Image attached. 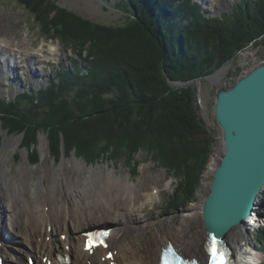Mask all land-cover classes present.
Wrapping results in <instances>:
<instances>
[{
	"label": "trees",
	"instance_id": "trees-1",
	"mask_svg": "<svg viewBox=\"0 0 264 264\" xmlns=\"http://www.w3.org/2000/svg\"><path fill=\"white\" fill-rule=\"evenodd\" d=\"M17 1L84 65L58 70L38 92L0 98V132L22 135L32 164L40 131L56 156L61 136L89 161L120 156L133 161L134 171L138 153L147 152L176 179L169 205L189 203L215 140L198 114L192 84L172 83L202 80L263 42L264 0H241L220 17L206 16L193 0H122L129 14L124 26L94 23L50 0Z\"/></svg>",
	"mask_w": 264,
	"mask_h": 264
},
{
	"label": "bare ground",
	"instance_id": "bare-ground-1",
	"mask_svg": "<svg viewBox=\"0 0 264 264\" xmlns=\"http://www.w3.org/2000/svg\"><path fill=\"white\" fill-rule=\"evenodd\" d=\"M8 19L10 20L9 17ZM11 24L10 21L0 16V79L2 80L6 70L9 72L17 70L19 62L31 64L33 69L38 64L33 57L36 49L29 46V40L17 43L7 37L12 30ZM56 50L58 47L52 44L49 53L43 49L38 51L47 58H55ZM4 66L7 69H2ZM249 72L241 70V75ZM16 76V73H13V76L9 77L14 80ZM195 83L197 84L198 81ZM48 143L50 148V142ZM10 144L14 147L18 146V142L15 143L13 140H10L7 147ZM221 151L220 149L219 157L215 159V162L211 163L213 169L220 160ZM42 154L43 175L36 189L30 182L32 174L29 166L24 164L18 174L9 176L6 167L1 170L4 157L0 159V255L4 257L5 264H26L25 254L35 258L36 264L67 262L75 264H159L162 249L168 245V242H172L190 260L201 259L203 263L208 259L207 236L202 219L206 194L187 211L186 216L194 221L196 231L189 234H182L173 228L169 231H160L157 235L159 252L155 259L150 260L142 252H137L135 241L137 234L148 228V224L146 219H144L145 222L138 214L139 211L137 212L135 205L130 204L132 202L137 204L135 201L137 187L129 180V177L109 174L101 184L100 194L94 198H88L81 190L77 175L85 176V182L89 183L97 180L96 171L91 170L90 177L88 174L85 175L86 165L75 155L76 157L72 160L62 161L61 170L56 175L53 173L52 160L45 162L50 153L46 151L44 142ZM70 166L74 172L78 173L75 174V178L68 176ZM100 172L103 173V170ZM210 173L211 171L208 175L211 180ZM33 190H36L37 201L33 199ZM154 191L157 195L154 193L146 195L147 203L148 201L153 203L158 199L159 191ZM143 204L145 205L144 201ZM260 221H264V189L252 215L232 228L227 233L226 240L222 239V245L231 251L236 264H258L260 259L258 251L252 246L241 245L239 241L242 235L250 234L252 228ZM108 224L113 225L110 230L108 250L99 248L92 254L85 251L86 230ZM13 240L15 247L10 245ZM20 245L23 248H19ZM109 252L113 253L111 259L106 258L103 261L102 258L106 257Z\"/></svg>",
	"mask_w": 264,
	"mask_h": 264
},
{
	"label": "rangeland",
	"instance_id": "rangeland-1",
	"mask_svg": "<svg viewBox=\"0 0 264 264\" xmlns=\"http://www.w3.org/2000/svg\"><path fill=\"white\" fill-rule=\"evenodd\" d=\"M50 1L75 14L88 18L97 24L107 26H124L129 18V14L126 13L125 8L121 4L122 0ZM193 1L200 3L202 11L206 16L220 17L227 12H231L234 4L240 2L241 0ZM43 9L46 13H49L52 7L48 4ZM0 16L12 23L11 33L9 32L7 37L12 38V40L17 43L29 40V46L36 49L33 57H35L38 63L33 69L31 64H22L19 62L17 64V70L14 72L6 70V73L3 75L4 79H0L1 99H14L20 94H24L27 91V88H32L34 93L38 92L42 89V87H47V85H49L50 80L58 70L66 68L70 69L73 63L77 61L79 66L84 65L83 61L79 59L78 52H76L75 49H69L68 45L61 41V39L56 35V32H47L44 30V27L40 28L38 24L39 22L34 20L31 14L23 9L17 0H0ZM52 44L58 47V50H56L55 53V58H47L44 54L38 51L39 49H43L45 52L49 53ZM261 64H264V41L255 45L251 44L245 48L244 51L237 53L235 58L223 64V66L215 70L212 74L202 80H198L197 84L194 82L191 83L193 89L196 91L198 114L206 129L214 137L215 143L210 162L201 176L199 188L195 191L193 199L185 205L181 204L179 207L169 205L168 200H170V196L173 195L174 190L176 189V179L168 174L166 168H164L161 163L152 160L147 152L141 151L138 153L136 159L140 161V165L138 168L136 166L137 170L134 171L133 168H135V164L133 161L126 160L124 158L120 159V156L114 159H107L99 154L96 156H100L99 158L94 161H89L87 158L82 157L76 149L70 151V148H68L69 146L66 145L63 136H61L60 140L62 144V153L61 156H56V154H54V150L51 148V145L49 148L48 142H50V140L43 131H40L36 138L37 142L35 143V154L37 156V160L34 159L33 164L31 161L32 159L30 160V151L28 150V147L21 146L22 140L24 139L22 135L14 136L8 134L7 131H1L0 159L4 157L2 159L4 164L2 165L1 170L6 167L7 174H9V176H14L18 174L21 167L26 164L30 167L32 174V178L30 179L31 185L34 189H36L38 187L39 179L43 175L42 171L44 169V159L42 154V144L44 142L46 151L50 153L49 157H46L45 162L52 160V167L54 169L53 173L56 175L61 170V163L63 160H72L76 156L78 160L82 161L86 165V169L84 170L85 175L88 174L90 177V171H96L95 178L97 180L87 183L85 182V176L74 172L71 166L68 170V176L70 178H75V174H78L77 180L80 181L81 190L85 192V195L88 198H94V196H98L100 194L101 184H103L102 182L107 179L109 174L114 173L115 175H125L129 177V180L132 183H135L134 185L137 187V197H135L137 204H133V202L130 204L132 206L135 205V209H138L137 212L139 211L138 214L143 217V220L146 219L147 222L145 220L144 221L148 224V228L139 232L137 234V239H134L138 248L137 252H142L150 260H153L155 259L157 252H159L157 235L160 231H169L172 228L179 230L182 234L194 233V231H196V224L192 219H189L186 216L187 211L200 197L207 193L211 182L208 175V169L210 168L211 163L215 162V159L219 157V150L221 149V153L223 152L222 130L214 117L215 100L218 92L235 84L238 79L236 76V72L238 70L251 71ZM2 69H7V67L4 66ZM13 73H16L17 75L14 77V80L10 79L12 77H9L11 75L13 76ZM172 84L180 87L179 83ZM106 97L110 98L108 96ZM26 110L28 111V107H26V109L24 108L23 113H25L28 117ZM42 138L45 139L43 140ZM10 140H13L15 143L18 142V146L14 147V145L10 144V146L7 147ZM6 155L7 157L5 158ZM35 161H38V163L35 164ZM100 170H103V173H101ZM154 190L159 191V197H157L158 199H156L153 203L149 201L147 203L146 195L150 193L155 194ZM33 196L34 201H37L36 190H33ZM143 201L145 205L143 204ZM108 225H111V227L113 226L112 224ZM91 228H88L87 230ZM262 231H264V221L258 222V224L252 228L250 234L242 235L239 241L241 245H244L245 247L247 245L252 246L258 251L260 254L258 264H264V237L260 234ZM10 245L11 247L12 245L15 247V241H11ZM18 247L23 248L21 245ZM24 258L26 259V264H29L30 259L34 261V264L37 263L35 258L28 257L26 254L24 255Z\"/></svg>",
	"mask_w": 264,
	"mask_h": 264
},
{
	"label": "water",
	"instance_id": "water-1",
	"mask_svg": "<svg viewBox=\"0 0 264 264\" xmlns=\"http://www.w3.org/2000/svg\"><path fill=\"white\" fill-rule=\"evenodd\" d=\"M236 76L235 84L219 91L215 100L223 152L215 168L208 169L211 182L202 211L207 241L226 240L252 215L264 189V64L245 75L238 70Z\"/></svg>",
	"mask_w": 264,
	"mask_h": 264
},
{
	"label": "snow or ice",
	"instance_id": "snow-or-ice-1",
	"mask_svg": "<svg viewBox=\"0 0 264 264\" xmlns=\"http://www.w3.org/2000/svg\"><path fill=\"white\" fill-rule=\"evenodd\" d=\"M91 234H89V237ZM99 243L103 244V241H100ZM220 242L215 239V237H212V246L210 247L209 251L212 256L211 264H229V261L227 259V253L221 251L219 247ZM93 246L91 238L87 241L86 247L91 250V247ZM105 247L107 245H104ZM164 264H168L167 256H165Z\"/></svg>",
	"mask_w": 264,
	"mask_h": 264
}]
</instances>
